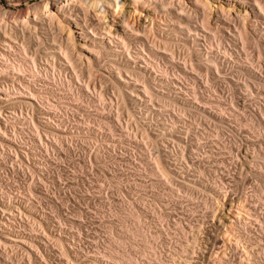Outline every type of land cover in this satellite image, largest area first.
<instances>
[{
    "label": "rangeland",
    "instance_id": "374dc122",
    "mask_svg": "<svg viewBox=\"0 0 264 264\" xmlns=\"http://www.w3.org/2000/svg\"><path fill=\"white\" fill-rule=\"evenodd\" d=\"M42 1L13 8L0 0V31L15 54L1 66L18 57L43 75L32 82L37 103L24 76L0 66V98H11L0 104V264H264V54L250 42L264 20L255 26L237 2L240 14L229 0H207L206 32L195 6L176 10L162 0L167 6L152 13L120 0L117 18L144 34L115 35L118 19L107 14L114 45L97 54L91 39L105 43L106 35L80 39L60 15L63 26L23 28L43 14ZM221 5L236 24L218 14ZM233 25L254 38H232ZM69 30L92 74L87 63L74 71L53 61ZM128 54L140 55L137 70L155 66L142 76L152 96L125 74L135 68L125 66Z\"/></svg>",
    "mask_w": 264,
    "mask_h": 264
},
{
    "label": "bare ground",
    "instance_id": "6f19581e",
    "mask_svg": "<svg viewBox=\"0 0 264 264\" xmlns=\"http://www.w3.org/2000/svg\"><path fill=\"white\" fill-rule=\"evenodd\" d=\"M11 2H12V7L13 8H15L16 6H18V4L20 3V2H22V1H25V0H10ZM78 1H81V0H78ZM166 1V0H165ZM216 1H218V0H216ZM82 2V1H81ZM81 2H76V0H43L41 3H42V6H43V14L41 15V16H39L38 17V15H36V14H38V13H36L37 12V10H36V14L34 15V17H30V18H27V20L25 19V21H23V28L24 27H26V30H29V31H38L39 29H42L41 27H43V26H48V24H51L52 22H56L57 23V25H59V26H63V20L61 19V17H59L58 15H60V16H62L66 21H72V23L73 24H75L76 25V27L75 28H77L78 30H80L79 32V36H80V39H82L83 37H86V38H90V36L87 34V32L86 31H89L91 34H92V36H95V37H102V35H103V33L106 35L103 39H106L107 40V42H102V41H100V42H96V40L95 39H91L95 44H97V45H99V43H100V47H101V49H99V50H96V53L98 54V53H101V52H104V53H109L111 50V46L112 45H114V44H112L111 45V43H112V40H110L109 38L107 39V37H111L112 36V39H114L113 37H114V34L112 33V30H109V28L111 29V26L110 25H105V23L104 22H106L105 20H107V17H106V15L107 14H109V15H111L112 17H115V18H117V16L119 15V13H120V11H121V9H122V7H123V4L124 3H122L120 0H87V4H89L90 6H92L95 10L93 11L94 13H93V17H90V15H89V12H91V10H89V9H87V8H85L82 4H81ZM169 3H168V5H170V6H172L173 8H176V10H184V9H186L188 6H195L197 9H201L202 11H203V14H202V16H203V27H205L206 28V32L208 31L207 30V28L208 29H210L211 27H209V25H208V23H207V21L208 20H206V18H205V11L207 10V12H208V9L210 8L209 6H208V2H207V0H170V1H168ZM223 2V1H222ZM221 1H220V3H222ZM231 2H237L238 4L237 5H239V6H241V7H243L245 10L243 11V13L244 14H242V15H244V17L245 18H243V16H242V18L245 20H248V21H250V22H252V23H254V25L255 26H259L260 24H261V21L262 20H264V0H229V7L233 10L234 8H235V6H232L231 5ZM224 4H225V2H223ZM130 4H132L133 6H138V7H144V5L146 6V4H148V5H151L150 7L152 8V10H151V12L153 13V12H157L158 10L156 9L157 8V5L158 4H160L162 7L161 8H164V7H166L167 5V3L165 2H163L162 0H130ZM176 5V6H175ZM39 8H40V4H38L37 5ZM36 8V7H35ZM42 8V7H41ZM193 9V8H192ZM42 10V9H41ZM160 10V9H159ZM164 10V9H163ZM200 10V11H201ZM230 9H226V8H224L222 5L221 6H219L218 7V9H216V11L218 12V14H219V11H220V14L222 13V14H224V15H220V16H222V18L226 15V12H228ZM38 11H39V9H38ZM196 11V10H195ZM235 11H237V13L235 12ZM233 10V12H235L236 14H240V11H238V9H236V10ZM163 12V11H162ZM199 12V11H198ZM209 12H210V10H209ZM230 12H232V11H230ZM200 13V12H199ZM39 14H40V12H39ZM161 14V13H160ZM216 15H217V13H216ZM208 16V15H207ZM218 16V15H217ZM235 16H238V15H235ZM241 16V15H240ZM155 17V16H154ZM208 18H211V17H208ZM207 18V19H208ZM221 18V17H220ZM220 18H218V19H220ZM221 18V19H222ZM227 20H230V22H231V20L232 19H234V17L233 18H231L230 19V17H229V14L227 13V15H226V17H225ZM224 18V19H225ZM236 18V17H235ZM241 18V17H240ZM118 19V21H117V23H116V25L118 26V30L117 29H115L114 31H115V35H117V34H119V33H121V32H123V31H125V30H130V34L132 35V34H138V32L139 33H142V31L140 32V31H138L137 32V29H136V27H134L133 26V24H134V22L132 21V20H130V19H128V18H124V17H121V18H117ZM156 19H157V17H156ZM188 21H189V17L188 18H186ZM218 19H216V21L218 20ZM223 19V20H224ZM238 20L237 21H239V24L241 23V21L239 20V18H237ZM251 19L253 20V21H251ZM152 20V19H151ZM150 20V21H151ZM191 20V19H190ZM226 20V21H227ZM236 19H234V21H235ZM242 20V19H241ZM112 21H114V20H112ZM160 21H162V19H160ZM210 21V20H209ZM224 22V23H227V22ZM234 21H232L231 23H233ZM21 22V21H20ZM19 22V23H20ZM153 22V21H152ZM156 22V21H155ZM164 22V21H163ZM191 22V21H190ZM214 22V21H213ZM18 23V24H19ZM207 23V24H206ZM211 23V22H210ZM215 23V22H214ZM217 23V22H216ZM229 23V22H228ZM227 23V24H228ZM235 23V22H234ZM237 23V22H236ZM235 23V24H236ZM248 23V22H247ZM17 24V23H16ZM169 24V23H168ZM189 24V23H188ZM218 24V23H217ZM249 24V23H248ZM251 24V23H250ZM263 24V23H262ZM261 24V27L263 26ZM55 25V24H54ZM172 25V24H171ZM174 25V24H173ZM199 25V24H198ZM206 25H208V26H206ZM231 25V24H230ZM170 26V25H169ZM187 26V25H186ZM185 26V29H186V31H185V33L184 34H187L188 33V35H186V36H189L190 34H194V33H191V27L189 28V27H186ZM193 26V25H192ZM219 25H215V27H218ZM234 26V28L236 29L235 31L237 32V34H232L231 35V33L229 34V36H231L232 38L233 37H237V38H239L240 40H243L244 41V39H246L247 40V38H249L250 36H251V34H250V36H249V31L247 32L246 31V29L245 30H243V28L241 29V28H239V27H235L236 25H233ZM18 27V26H17ZM108 27V28H107ZM138 27V26H137ZM194 27H196V25L194 26ZM202 27V28H203ZM44 28V27H43ZM201 28V29H202ZM219 28V27H218ZM256 29H255V32H254V34H253V36H255V37H257V39H255L253 36H251V37H253L254 39H251V41L250 42H253L254 44H255V48H257V51H258V54L260 55V53H263L264 54V31L261 33V32H259V30H258V27H255ZM262 28H264V27H262ZM183 29H184V27H183ZM220 29H222V28H220ZM223 29H225V30H230L229 29V27H227V25H225L224 27H223ZM222 29V30H223ZM233 29V28H232ZM254 29V28H253ZM252 29V30H253ZM127 30V31H128ZM140 30V29H139ZM171 30V29H170ZM200 30V29H199ZM204 30V29H203ZM261 30V29H260ZM193 31L195 32V29H193ZM235 31H233V32H235ZM219 32H220V30H219ZM125 33V32H124ZM190 33V34H189ZM195 33H197V30H196V32ZM221 33H223V32H221ZM36 34V33H35ZM142 34H144V33H142ZM198 35V36H197ZM197 37H199V34L197 33ZM200 35H202L201 33H200ZM204 35V34H203ZM224 35V34H223ZM119 36H121V35H119ZM133 36V35H132ZM207 35H205V36H203V37H206ZM228 36V37H229ZM94 37V38H95ZM136 37V36H135ZM134 37V38H135ZM197 37H196V39H197ZM208 37V36H207ZM206 37V38H207ZM5 39L4 41L2 40V39ZM117 38H120V37H117ZM224 38V37H223ZM61 39H63V41L65 42V44H64V48H63V46H62V44H60V48H59V51L57 52V55H52V59H53V61L54 62H57V64H59V66L60 67H63V70H66L65 68L66 67H70L72 70H74L75 71V69L77 68V66H79V65H84V63H87L88 64V68H87V71H88V73H90V74H92V72H91V67H92V59H90V58H88V57H83V54L82 53H80V52H78V51H76L75 50V44H76V38L74 37V35H73V33L71 32V30H69L68 31V33H67V35H66V38H63V36L61 37ZM116 39V38H115ZM200 39H202L201 37H200ZM204 39V38H203ZM226 39V38H225ZM188 40L190 41V39L188 38ZM114 41V40H113ZM187 41V40H186ZM192 41H193V39H192ZM0 42H3L2 43V45L4 44L5 46V52H4V54L2 55V53L0 52V58H3V57H5V56H7V59L9 58L8 56H14L15 54H14V52H13V50H12V44L10 43V41H9V39L7 38V33H3V32H1L0 31ZM245 42V41H244ZM166 43V42H165ZM168 43V42H167ZM248 43V42H247ZM193 44H194V42H193ZM253 44V45H254ZM200 45V44H199ZM185 46V45H184ZM3 47V46H2ZM4 49V48H3ZM127 49V48H126ZM115 50H113V52H114ZM127 51H129V50H127ZM112 52V51H111ZM129 53V52H128ZM135 57V56H134ZM135 58H140V55L139 56H136ZM135 58H132L131 56H130V54H128V57L126 58V63H125V66L126 65H129V66H132L133 64L135 65V66H133V67H135V68H133L134 70L133 71H129V70H125V74H127V75H129V76H135V79H136V77H137V82H141V84H143V85H141L142 86V88H144V91L143 92H148V93H150V94H148L149 96H152L151 95V92H149L150 90H149V87H150V84L148 83L149 82V80L147 81V79L146 80H143L142 79V76L144 77V75H150L151 73H152V69L155 67V66H150V67H152V68H149V67H147L146 65H144L145 67L143 68V69H141V70H137L136 68L138 67V65H139V63H138V61H137V59L135 60ZM5 59H6V57H5ZM4 58H3V60H5ZM7 59H6V61H7ZM10 59V58H9ZM132 59H133V61H135V63H133L132 62ZM218 59V58H217ZM1 60V59H0ZM140 60V59H139ZM11 61V60H10ZM8 62V63H6V64H4V66H3V69H2V71L4 72V74L6 73V72H10V73H14L15 75H23L24 77H23V79H22V83H21V86H23V89L24 90H29V95L31 96V97H33L32 99H34V98H36L37 100L35 101V102H37L38 101V99H39V97L34 93V86H33V84H32V82L34 81V80H36V79H38L41 75H42V73H41V75H40V73H39V71H38V68H37V66L35 65L36 63H31V65L29 66V65H27V64H25L24 62V60H22L21 59V61L20 60H18V57H13V59H12V62ZM211 61V60H210ZM3 62V61H2ZM214 61L212 60V63L211 64H209V65H214V63L216 62V60H215V62L213 63ZM4 63V62H3ZM64 63V64H63ZM137 64V65H136ZM148 65V64H147ZM216 65V64H215ZM0 66H1V64H0ZM1 66V67H2ZM55 66V65H54ZM127 67V66H126ZM125 67V68H126ZM212 67V66H211ZM51 68V67H50ZM119 68V67H118ZM129 68V67H128ZM159 68V67H158ZM132 69V68H131ZM157 69V68H156ZM207 69H208V67H207ZM0 70H1V68H0ZM117 73H115V74H118V76L120 77V79H123L124 80V82H127L126 80L127 79H124L123 77H122V75H123V73H122V71H121V69L120 70H118L117 68H116V66H115V69H114ZM118 70V71H117ZM2 71H0V73L2 72ZM3 72L1 73V74H3ZM153 72H154V70H153ZM157 72H159V71H157ZM155 73V72H154ZM9 74V73H8ZM7 74V75H8ZM46 74V73H45ZM14 75V76H15ZM4 76V75H3ZM43 76V75H42ZM44 76H47V75H44ZM49 76V75H48ZM52 76L53 77H55V75L54 74H52ZM117 76V75H116ZM9 77H11L10 75H9ZM19 77V76H18ZM119 77H118V79H119ZM150 77V76H149ZM2 78V77H1ZM7 78V77H6ZM77 78H78V76H77ZM151 78V77H150ZM164 78V77H163ZM45 79V78H44ZM54 80H55V78H53ZM95 79V78H94ZM119 79V80H120ZM144 79H145V77H144ZM1 80V79H0ZM16 80H18V78L16 77V79H15V82H16ZM20 80H21V78H20ZM20 80H18L19 82H21ZM61 80V79H60ZM117 80V79H116ZM135 80V81H136ZM11 81H12V79H11ZM115 81V80H114ZM35 82V81H34ZM64 82V81H63ZM96 81H94L93 83H95ZM117 83V87L121 84L122 86L124 85V83H123V81H116ZM120 83V84H119ZM14 84V83H13ZM55 84H56V81H55ZM119 84V85H118ZM15 85V84H14ZM19 85V84H18ZM114 85H115V83H114ZM128 85V84H127ZM160 85V84H159ZM20 86V87H21ZM86 86L87 87H85V88H88L89 89V86H88V84H86ZM144 86V87H143ZM1 88H2V86H0ZM16 87V86H15ZM124 87V86H123ZM0 88V89H1ZM94 88H95V85H94ZM118 88H120V87H118ZM122 88V87H121ZM130 88V87H129ZM131 88H133V87H131ZM3 89H5V88H3ZM3 89H1L0 91L2 92V90ZM12 89V88H11ZM13 89H15L14 88V86H13ZM17 89V88H16ZM15 89V90H16ZM83 89V88H82ZM141 89V88H140ZM35 90H36V88H35ZM42 90V89H41ZM128 90V89H127ZM9 91V90H8ZM17 91H19V90H17ZM129 91H132L131 89L129 90ZM136 91V90H135ZM141 91V90H140ZM0 92V93H1ZM4 92V91H3ZM40 92V91H39ZM6 93V92H5ZM4 93V94H5ZM19 93V92H18ZM21 93V92H20ZM136 94L135 96H137V97H140V95H138L137 93H135L134 91H132V94ZM14 94V93H13ZM22 94H23V92H22ZM21 94V95H22ZM131 94V93H130ZM131 94V95H132ZM140 94V93H139ZM142 94V93H141ZM145 95H146V93H144ZM28 95V97H30ZM124 94H122V96H123ZM143 95V94H142ZM9 96V95H8ZM8 96H7V98H0V104H2V100H6V101H10L11 100V98H8ZM12 96V95H11ZM10 96V97H11ZM19 96V95H18ZM24 96V95H23ZM26 96H27V94H26ZM147 96V95H146ZM158 96V95H157ZM158 97H160V96H158ZM13 98V97H12ZM42 98V97H41ZM40 98V99H41ZM45 98V97H44ZM18 100V99H17ZM24 100V99H23ZM28 100H31V98L30 99H28ZM28 100H26V101H23V102H21V103H23V104H29L30 102L28 101ZM41 101V100H40ZM19 102V101H18ZM17 102V103H18ZM39 102V101H38ZM37 102V103H38ZM42 103H43V101H41ZM4 103V102H3ZM13 103V102H12ZM11 104V103H10ZM14 104H15V101H14ZM31 104V103H30ZM29 104V105H30ZM41 104V103H40ZM32 105V104H31ZM51 110V109H50ZM215 116V115H214ZM219 118V117H218ZM223 121V120H222ZM8 140V139H7ZM10 147V146H9ZM10 149V148H9ZM162 168V167H161ZM159 166H158V170H156V172H158V176H162L161 178H165L166 179V181L167 182H169L168 180H169V176H171L170 175V171L169 172H167V169H166V167H165V169H161ZM164 168V167H163ZM156 174V173H155ZM173 176V175H172ZM160 179V178H159ZM171 179V178H170ZM171 181H172V179H171ZM186 185V184H185ZM182 188H183V186H182ZM189 190V189H188ZM191 191V190H190ZM242 207V206H241ZM9 213V212H8ZM239 217V216H238ZM230 227V226H229ZM230 231V230H229ZM129 233H130V231H129ZM229 233V232H228ZM230 233H231V231H230ZM243 233V232H242ZM130 234H132L131 236L132 237H134V232L131 230V233ZM6 237H8V236H6ZM230 237V236H229ZM7 239V238H6ZM24 240V239H23ZM27 241V240H26ZM57 241V240H56ZM229 241V240H228ZM10 242V241H9ZM241 242V241H240ZM59 243V242H58ZM62 244V243H61ZM33 245V244H32ZM36 247V246H35ZM247 252V251H246ZM111 253V252H110ZM112 254V253H111ZM116 254V253H115ZM247 254V253H246ZM113 255V254H112ZM114 256V255H113ZM117 256H118V254H117ZM114 257H111V259H113ZM115 259V258H114ZM117 261H119L118 259H116ZM98 261V260H97ZM111 261V260H110ZM114 261V260H113ZM117 263V262H116Z\"/></svg>",
    "mask_w": 264,
    "mask_h": 264
}]
</instances>
